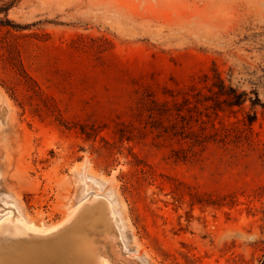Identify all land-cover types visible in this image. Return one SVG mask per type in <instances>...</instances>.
<instances>
[{
  "label": "rangeland",
  "instance_id": "obj_1",
  "mask_svg": "<svg viewBox=\"0 0 264 264\" xmlns=\"http://www.w3.org/2000/svg\"><path fill=\"white\" fill-rule=\"evenodd\" d=\"M71 236L264 264V0H0V264Z\"/></svg>",
  "mask_w": 264,
  "mask_h": 264
},
{
  "label": "bare ground",
  "instance_id": "obj_2",
  "mask_svg": "<svg viewBox=\"0 0 264 264\" xmlns=\"http://www.w3.org/2000/svg\"><path fill=\"white\" fill-rule=\"evenodd\" d=\"M101 200V199H100ZM89 202V201H88ZM96 204V203H95ZM110 204V203H109ZM83 206V205H82ZM97 206V205H96ZM80 209V208H79ZM103 209V208H102ZM86 210H88V209H86ZM91 211V210H90ZM97 211V210H96ZM8 212V211H7ZM75 212L74 211H70V213H68L69 215H68V217H67V219L65 220V222H63L62 224H60L59 226H57V227H53V228H49V229H47V228H41V227H38V226H36L35 224H28L27 222H23L22 223V227H23V229H25V230H27L28 231V233L30 232L31 234L33 233V234H37V235H39V234H50V233H53L55 230L56 231H58L57 229H59V228H61L62 227V229H63V226L64 225H66L67 223L69 224V222H70V220H72L71 218H73L74 217V214ZM91 213V212H90ZM11 214V213H10ZM12 216H13V214H12ZM20 216V215H19ZM17 217V216H16ZM88 217V216H87ZM108 217V216H107ZM9 218V217H8ZM116 218V217H115ZM14 219H16V218H14ZM23 219V218H22ZM22 219H19V220H22ZM19 220H17L18 222H19ZM97 220V219H96ZM95 220V222H97ZM110 220V219H109ZM15 221V220H14ZM105 221V220H104ZM21 222V221H20ZM93 222V221H92ZM17 224V223H16ZM94 224V223H93ZM105 223H103V225H104ZM7 225V224H6ZM17 225H19V224H17ZM96 225V224H95ZM103 225H101V226H103ZM77 226H78V223H77ZM81 226V225H80ZM90 226V225H89ZM94 226V225H93ZM97 226V225H96ZM105 227V226H104ZM21 228V227H20ZM107 227H105V229H106ZM76 229H77V227H76ZM92 229V228H91ZM24 230V231H25ZM61 230V229H60ZM120 230V229H119ZM17 231V230H16ZM19 231H21V230H19ZM23 231V232H24ZM19 233V232H18ZM27 233V232H26ZM20 234V233H19ZM95 234V233H94ZM29 235V234H28ZM36 235V237H38ZM41 235V236H42ZM65 235V234H64ZM108 235V234H107ZM106 235V236H107ZM47 236V235H46ZM100 236V235H99ZM33 237V236H32ZM68 237V236H67ZM72 237V236H71ZM75 238H73V239H66V240H64L63 242H61V244L59 243V245L58 246H56V247H54L53 246V248L52 249H49V252H48V254H47V263H45V264H89L90 262H91V260H92V256L93 255H95V250H96V246H95V249H93V245L95 244H93L92 245V243H91V241L93 242V240H91L90 238L88 239V238H76V236H74ZM80 237V236H79ZM86 237V236H85ZM121 237V236H120ZM27 238V237H26ZM44 238V237H43ZM95 238V237H94ZM100 238V237H99ZM104 238V237H103ZM108 238V237H107ZM109 238H111V237H109ZM113 238V237H112ZM21 239V238H20ZM61 239V238H60ZM63 239V238H62ZM96 239V238H95ZM89 240H91V241H89ZM104 242V241H103ZM109 243V242H108ZM118 243V242H117ZM115 244V243H114ZM56 245V244H55ZM109 246V245H108ZM113 246V245H112ZM97 247H98V245H97ZM51 248V247H50ZM47 249V248H46ZM118 249V248H117ZM21 250V249H20ZM48 250V249H47ZM95 252H94V251ZM46 253H47V251H46ZM23 255H24V253H23ZM22 255V256H23ZM25 255H26V253H25ZM24 255V256H25ZM35 255V254H34ZM41 255V254H40ZM39 255V256H40ZM116 255V254H115ZM29 256V255H28ZM30 256H31V254H30ZM38 256V255H37ZM39 256H38V258H39ZM27 257V256H26ZM32 257V256H31ZM17 258H18V256H17ZM13 259V258H12ZM21 259H24V258H20V260L19 261H21ZM35 260H37V259H35ZM8 261L10 262V259H8ZM18 261V264L20 263ZM31 261H32V259H31ZM41 261H43V260H41ZM11 262H12V260H11ZM14 263H16L15 262V260L13 261ZM23 262H26V261H22V264H23ZM30 262V261H29ZM27 264H28V262H26ZM33 263H35V262H33ZM37 263H39L40 264V262H37ZM31 264H32V262H31ZM36 264V263H35ZM41 264H42V262H41Z\"/></svg>",
  "mask_w": 264,
  "mask_h": 264
}]
</instances>
